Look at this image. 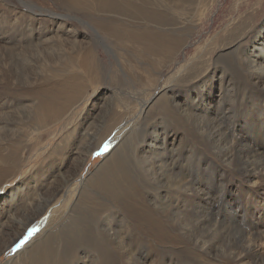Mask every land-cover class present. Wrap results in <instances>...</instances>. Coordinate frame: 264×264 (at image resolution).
Here are the masks:
<instances>
[{
  "label": "rangeland",
  "instance_id": "374dc122",
  "mask_svg": "<svg viewBox=\"0 0 264 264\" xmlns=\"http://www.w3.org/2000/svg\"><path fill=\"white\" fill-rule=\"evenodd\" d=\"M24 1L28 4L0 0V206L8 203L0 246L10 240L0 252V264H19L52 231L63 236L56 245L62 264H257L248 253L253 223L264 258V179L253 173L264 164V0H112L116 10L108 7L110 0ZM31 3L70 15L63 20L40 14ZM121 19L132 25L145 21L184 39L185 45L182 41L171 54L155 52L115 39L98 25ZM239 29L246 32L242 38ZM85 52L99 62L82 71L67 69ZM188 71L199 77L197 86L180 85ZM65 77L71 86L83 81L80 93L65 91L38 128L43 100L50 104L47 87ZM165 86V110H156ZM131 96L149 103L150 114H141L142 106ZM117 99L129 102L128 128L119 135L113 129L100 141L112 113L125 105ZM76 124L91 136L79 168L72 159L51 155L58 139ZM233 131L262 157L230 148ZM74 139L77 154L85 145L77 135ZM114 150L121 162L119 180L133 193L130 202L101 187L112 178L98 171ZM60 162L65 164L61 173L70 174L68 187L40 217L26 221L21 208L32 203L23 191L41 181L40 174L61 178ZM23 180L24 190L10 199ZM81 189L84 196L72 208ZM65 199V212L74 210L50 224L52 210ZM20 223L26 226L20 229Z\"/></svg>",
  "mask_w": 264,
  "mask_h": 264
},
{
  "label": "bare ground",
  "instance_id": "6f19581e",
  "mask_svg": "<svg viewBox=\"0 0 264 264\" xmlns=\"http://www.w3.org/2000/svg\"><path fill=\"white\" fill-rule=\"evenodd\" d=\"M22 4H28V2L24 1V0H19ZM112 1V0H110ZM32 8H34L33 10H39L40 14H46L50 17H57V18H60V19H63V20H68V17L70 14H66V13H58V12H54V11H50L48 9H44V8H41L39 6H37L36 4L34 3H31L30 4ZM117 3L115 2H110L109 3V6L108 7H112V8H115V10L117 9ZM115 6V7H114ZM119 9V8H118ZM114 11V10H113ZM30 13V12H29ZM122 14V13H121ZM120 14V15H121ZM32 15V14H31ZM35 16V15H34ZM138 16V15H136ZM142 18V21L145 20V21H148V18L145 17V15H143V13H141L140 15ZM17 17V16H16ZM47 17V16H46ZM134 17V15H133ZM136 18V17H135ZM61 21V20H60ZM145 21L144 23H141V22H138L136 24H127L125 23V21L123 19L119 20V21H104V22H99L98 25L100 28H103L108 34L112 35L113 37H115V39H125V40H128L130 42H133L135 44H139L140 46L148 49V50H151V51H155V52H162V53H170L171 52H174V50H176V48L179 47V45H181L182 41L184 43V39H180V37H176L175 36H172V35H169V34H166L165 32H163L162 30H159V28L155 27V26H151V25H145ZM66 23V22H65ZM146 24H148L146 22ZM63 25V24H62ZM65 27V26H64ZM241 28V27H240ZM172 32V31H171ZM75 33V32H74ZM239 33V37L242 38L243 34L244 33V30L243 29H239L238 31ZM176 34V33H175ZM187 35V34H186ZM233 35V34H232ZM12 36V35H11ZM189 36V35H187ZM13 37V36H12ZM47 37V36H46ZM41 38V37H40ZM51 38V37H50ZM10 39V38H9ZM31 39V38H30ZM49 39V38H48ZM36 40V39H35ZM27 41V40H26ZM38 41V40H37ZM36 41V42H37ZM119 41V40H118ZM30 42V40H29ZM45 42V40H44ZM55 42V41H54ZM39 43V42H38ZM43 43V42H42ZM51 43L50 41L48 42V44ZM239 44H241L240 42L237 44L239 46ZM185 45V43H184ZM186 45H190V43H186ZM243 46V45H242ZM184 47V46H183ZM187 47V46H186ZM261 48H264L261 46ZM183 50V49H182ZM12 51V50H11ZM77 59V58H76ZM96 62H99L98 58L96 57V55L93 54V56L90 55L89 52H85L83 55H80L79 56V59L78 61H71L70 64H68L67 66V69L68 68H72V69H75V68H78L80 69L81 71L83 69H85L87 66H92V65H95ZM8 65V64H7ZM258 66V65H257ZM16 67V66H15ZM94 67V66H93ZM5 68V67H4ZM82 68V69H81ZM95 68V67H94ZM7 70V69H6ZM94 70V69H93ZM66 71V70H65ZM10 72V71H9ZM160 72V71H159ZM94 73V72H93ZM92 73V74H93ZM80 74H84L83 72L80 73ZM10 75V74H9ZM10 77V76H9ZM69 78L70 77H65L63 78L62 80H56L54 81L52 84H50L48 87H47V91L44 95H47V98L50 100V104L49 103H46L44 100V105L43 107H41V121L39 123V126L38 128L41 126V124L44 123V119L46 118V116H48V114L46 115L45 112L47 111L48 108H50L51 106H53L52 104H55L57 102H60L62 99H64L63 95H64V92L67 91V90H70V96H72L71 94H74L75 92L76 93H80V88L82 87L83 85V81L82 82H79L78 84H75L73 86H71L68 82H69ZM195 78H199V77H196L195 73H193L192 71H188L184 76H182L178 81L181 82L180 85H184L186 86V88H190L191 85H198V83H195L197 81H195ZM74 81V80H73ZM72 81V82H73ZM205 81V80H204ZM45 85V84H44ZM177 85V84H176ZM192 85V86H193ZM167 86V85H166ZM163 87L162 88V91H164L162 94H160V97H161V100L158 101V103H156L153 107L156 108V110H165V107H166V102L163 103L164 99L163 97L165 95H167V87ZM45 87V86H44ZM194 87V86H193ZM9 89V88H8ZM43 89V88H42ZM173 89V87L171 88ZM32 90H35L32 89ZM40 90V89H39ZM36 92V90H35ZM231 92V91H230ZM34 94V93H33ZM51 94V95H50ZM38 95V94H37ZM193 95V93H192ZM39 96V95H38ZM41 96V95H40ZM133 97L132 99L136 100L143 108V110L141 111V114L144 113H148L150 114V109L151 107L148 106L149 103H147L145 100H143V98H140L138 96H131ZM159 97V98H160ZM193 98V97H192ZM168 99V98H167ZM163 100V101H162ZM117 103H120V104H125L124 102H122L120 99H117L116 100ZM176 101V100H175ZM11 102V101H10ZM18 102V101H16ZM40 102V101H39ZM66 102H69V101H66ZM173 102V101H172ZM129 103V102H128ZM128 103H126L123 107H122V110L120 111H114V113H112V117H111V124L108 125L109 126H106L105 129H104V132L103 134L101 133V139H98V140H102V139H105L107 138L108 134L111 133V131L114 129L115 132H117L115 135H119V134H122L124 133V131L127 130L128 128V120L127 119V115L129 114V106H128ZM35 104V103H34ZM39 105V103H38ZM10 107H11V104H10ZM176 107V106H175ZM121 108V107H120ZM57 109V108H56ZM188 109V108H187ZM54 110V109H53ZM63 111V110H62ZM185 111V110H184ZM191 111V110H190ZM188 111V112H190ZM152 112V111H151ZM186 112V114L188 113ZM147 114V115H148ZM144 117V116H143ZM122 121L121 125H118L120 122ZM213 123V122H212ZM118 125V126H117ZM230 125H234V122L232 121V124ZM67 126V125H66ZM222 126V125H220ZM67 129V128H66ZM229 129V128H228ZM231 130V129H230ZM68 132L63 134V136L61 138L58 139V142H56V144L54 145L53 149H52V152H51V155L54 156V157H58L59 159H72L73 161H76L78 162L79 164L76 166V167H80L81 163L84 162L86 160V153L89 152L88 150V143H89V140L91 139V136L88 132H84L82 128H80V125H74L73 127L69 128L67 130ZM129 131V130H128ZM235 132L236 131H233V138L230 139V141H228V143L230 144V148H234L236 146V148L238 150H241L242 152H246V154L248 155H256L258 153V149H254L251 145V142L248 141L246 139V137H244V135H242L241 133H238V137L235 138ZM132 133V132H131ZM136 133V132H135ZM149 133V132H148ZM166 134V133H165ZM229 134H231V137H232V130L229 132ZM76 135L78 136V140L81 139L84 140L83 141V145H85L83 147L82 150H76L77 154L74 153V149L72 148V141L73 142H76L74 139L76 137ZM159 135V134H158ZM132 135L129 133H127V137H131ZM156 136V134H155ZM240 136V137H239ZM104 137V138H103ZM126 137V138H127ZM138 137V136H137ZM146 137V136H145ZM159 137V136H158ZM158 137H156L158 139ZM169 137V136H168ZM100 138V137H98ZM67 139V140H66ZM71 139V141H70ZM128 139V138H127ZM126 139V140H127ZM164 140H167L163 139ZM227 140V139H226ZM237 140V142H236ZM64 142V144H63ZM78 142V141H77ZM123 142V140H122ZM155 142V140H154ZM250 142V143H249ZM249 143V144H248ZM156 144V143H155ZM167 144V143H166ZM62 145H64L62 147ZM119 145V144H118ZM151 145V144H150ZM154 145V144H153ZM165 145V143H164ZM161 146V145H160ZM156 147V146H155ZM168 148V147H167ZM235 148V149H236ZM162 149V148H161ZM165 149V148H164ZM159 151V150H158ZM220 151V150H219ZM240 151V152H241ZM262 151V150H261ZM260 151V152H261ZM18 152V151H17ZM16 152V154H17ZM114 152V153H113ZM111 152L112 154L110 155L109 159L106 161V163H104V165H102L100 168V170L98 171L99 174H102L104 176H111L112 180H109L108 182H105L103 181L101 183V187H104V188H107L115 197L116 199H121L123 200V202L125 201H129L131 200V195L133 197V193L131 195H129V192H127L126 190L130 191V186L129 188L127 189L126 186L127 185H124V183L122 181H120L122 179V177H120V175L118 174V172H120V168H121V162L120 161H116V155H117V151H113ZM170 152V151H169ZM15 152H13L14 154ZM159 153V152H158ZM233 153V152H232ZM254 153V154H252ZM262 153V152H261ZM261 153L257 154L256 157H262ZM168 154V152H167ZM231 154V153H230ZM228 154V155H230ZM235 154V153H234ZM161 156V152L159 154ZM158 155V156H159ZM226 155V156H228ZM264 155V154H263ZM6 156V155H5ZM15 156V155H14ZM160 156L158 158H160ZM173 156V155H172ZM177 156V155H175ZM174 156V157H175ZM163 157V156H162ZM9 158V157H8ZM156 157V159H158ZM176 158V157H175ZM228 158V157H227ZM251 158V157H250ZM249 158V159H250ZM259 159V158H258ZM261 159V158H260ZM6 160V159H5ZM4 160V161H5ZM49 160V159H48ZM56 160V159H55ZM152 160V159H151ZM170 160V158L168 159ZM263 160V159H262ZM12 161V160H11ZM28 161V160H27ZM51 161V160H50ZM59 161V160H58ZM150 161V159H149ZM155 161V160H154ZM157 161V160H156ZM8 162V161H7ZM148 162V161H147ZM173 162H175V160H173ZM172 162V163H173ZM59 163V162H58ZM163 163V162H162ZM171 163V164H172ZM249 163V162H248ZM263 163V162H262ZM257 164L258 167L254 168L253 169V173H256V174H259L263 179H264V174L262 173L263 169H264V164ZM19 164V163H18ZM51 165L53 164L52 162L50 163ZM152 164V163H151ZM154 164V163H153ZM158 164V163H157ZM12 165V164H11ZM155 165V164H154ZM165 165V164H164ZM163 165V166H164ZM169 165V163L167 164ZM256 165V164H255ZM15 166V165H14ZM17 166V165H16ZM19 166V165H18ZM61 166H65L64 163H61L58 165V168L57 170L59 171L60 174H62V177H56V175L52 174L50 172V174L48 176H46L47 174H45L43 176V174H40V178L38 179L41 180L39 181L37 184H33V186L31 187L32 183L30 184V186H28V190L25 191L24 190V187H23V184L25 183V181L23 180L21 182V185L16 189H14L11 194H10V199L12 200H15L16 198L14 196L18 195L19 193H21L23 190L24 193V196L23 198H25L26 196H28L26 199L27 201H29L28 203H32V205H28V206H34L33 208L31 207H26V206H22L21 208V211L24 213L25 211V215L27 216V220L28 222L32 221L33 219H35L37 216H39V214H41L45 208H47L51 202L52 199H54L61 191H64L66 190V188L68 187V183L70 181V174L68 175H65L63 173H61L62 171V167ZM151 168H152V165H149ZM166 166V165H165ZM172 166V165H171ZM20 167V166H19ZM18 167V168H19ZM161 167V166H160ZM249 167V166H248ZM252 167V166H251ZM11 168V167H10ZM53 168V167H52ZM4 169V168H3ZM154 169V168H153ZM157 169V167L155 168V170ZM161 169H164L163 167ZM248 169V168H246ZM33 168H32V172H33ZM249 170V169H248ZM1 171V169H0ZM66 171V170H65ZM247 171V170H246ZM12 172V171H11ZM15 172V171H14ZM70 172V171H69ZM17 173V172H16ZM252 173V172H250ZM8 174V173H7ZM37 174V173H36ZM112 174V175H111ZM118 174V175H117ZM0 175H1V172H0ZM9 175V174H8ZM35 175V174H34ZM6 176V175H5ZM43 176V177H42ZM59 176V174H58ZM42 177V178H41ZM120 178V180H119ZM257 179V178H256ZM10 180V179H9ZM1 181V180H0ZM7 180H4V182H6ZM55 181L57 182L55 184ZM3 182V181H1ZM119 183H122L124 186H125V189H120L119 188ZM55 184V185H54ZM116 184V186H115ZM43 186V187H42ZM23 187V188H22ZM32 189L34 187V194H32L33 196H29L31 193H30V188ZM22 189V190H21ZM21 190V192H17ZM132 190V189H131ZM73 191V190H72ZM17 193V194H16ZM72 193V192H71ZM66 194H69V191L67 190L66 191ZM14 195V196H13ZM84 195H82V189L81 191L79 192V195H78V198L76 201H74L75 203L72 205V208L73 206L77 203V201L79 202V200L83 197ZM20 197V195H19ZM63 198L62 194L59 196V198L55 201L54 205H57L59 203V201ZM19 199V198H18ZM68 199H65L63 201V203L58 207V208H55L54 210H52L51 212V215L50 217L48 218V222L52 225L59 223L61 220H63L65 218V216H69L70 212H72V210L74 209H68L69 211L65 212L66 210L64 209L66 206L65 204L68 203L66 202ZM11 201V200H10ZM26 201V202H27ZM94 201V200H93ZM66 202V203H65ZM130 202V201H129ZM73 203V202H72ZM93 203V202H92ZM69 204V203H68ZM97 204V203H96ZM131 204V203H130ZM129 204V205H130ZM260 205V204H259ZM58 206V205H57ZM8 207V203L7 204H2L0 206V224L2 222V217H4V215H6L7 213V208ZM68 207V206H67ZM64 209V210H63ZM259 211H263V207H259ZM9 213V211H8ZM22 213V214H23ZM14 214V213H13ZM254 214V213H253ZM263 214V213H262ZM260 213H255L253 215V217H257L259 216ZM264 215V214H263ZM262 216V215H261ZM40 217V216H39ZM25 218V217H24ZM259 218V217H258ZM57 219V220H56ZM55 223H54V222ZM261 221V220H260ZM263 222V221H262ZM18 223V222H17ZM256 223V222H255ZM22 224V223H20ZM64 224V223H63ZM30 225V224H29ZM28 225V226H29ZM46 225V224H45ZM44 225V228L47 226ZM55 225V226H56ZM3 225H1L2 227ZM22 229V227L26 226V224H22L20 225ZM6 228V226L4 227ZM252 233L251 231L249 230L248 234V243H250V248L249 249V255L250 257L254 258V259H258L257 260V264H264V258H263V253L261 252V250H259L257 248V240H258V237H260L258 233L259 232V228L255 227V224L253 223L252 224ZM254 229V231H253ZM264 229V228H263ZM262 229V230H263ZM43 230V229H42ZM51 231V230H50ZM84 231V230H83ZM264 231V230H263ZM3 230L0 231V233H2ZM20 233L19 232V229H17L16 233L15 234H18ZM247 233V232H246ZM62 233L59 231V232H56V231H52L51 233H47L48 236L45 237L44 240H40V242L34 244V246H32V248H30V250H28V252L22 257V260L19 264H62V255L63 253L59 252L60 254H58L57 252V249H56V245L58 247V245L61 243V241H63V236L61 235ZM7 235V234H6ZM10 236L12 237V234H10ZM14 238V236H13ZM65 238V237H64ZM98 238V237H97ZM43 239V238H42ZM261 239V237L259 238ZM10 242V240H7L5 244L1 245L0 246V252L2 249H4V247L6 245H8ZM246 245V244H245ZM30 246V247H31ZM60 247V246H59ZM64 248V247H62ZM59 249V248H58ZM65 249V248H64ZM63 249V251H64ZM247 248H244L242 250H246ZM62 251V249H61ZM238 251V250H237ZM248 251V250H247ZM67 252V250H66ZM81 254V253H80ZM238 254V253H237ZM241 255V254H240ZM64 259V258H63ZM64 262V260H63ZM249 263V262H248ZM15 264H18V262H16ZM252 264V262H251Z\"/></svg>",
  "mask_w": 264,
  "mask_h": 264
}]
</instances>
